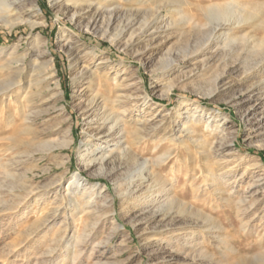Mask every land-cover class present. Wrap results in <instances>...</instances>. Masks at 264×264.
I'll list each match as a JSON object with an SVG mask.
<instances>
[{"label":"rangeland","instance_id":"obj_1","mask_svg":"<svg viewBox=\"0 0 264 264\" xmlns=\"http://www.w3.org/2000/svg\"><path fill=\"white\" fill-rule=\"evenodd\" d=\"M54 1L0 22V264H264L262 168L224 178L220 193L202 185L209 168L221 180L236 165L239 180L246 161L264 165V0H106L76 13ZM90 139L102 163L86 164ZM127 142L141 170L116 168Z\"/></svg>","mask_w":264,"mask_h":264},{"label":"bare ground","instance_id":"obj_2","mask_svg":"<svg viewBox=\"0 0 264 264\" xmlns=\"http://www.w3.org/2000/svg\"><path fill=\"white\" fill-rule=\"evenodd\" d=\"M25 1H28V0H0V22H2V23H4L5 25H8V26H14V25H17V24H19V23H22V22H24L25 20H23L22 19V16L20 15V13H18V11L20 10V7H21V5L22 4H24V2ZM54 1V0H53ZM71 3H72V6H73V9H74V11H75V13L76 12H78L79 10H82V9H84L85 7H87L88 9H89V7H91L94 3L96 4V6H95V10H97L98 9V7H99V9L100 10H102L103 8H105V5H103V4H101L102 3V1H103V3L104 2H106V0H99V1H97V2H95L96 0H69ZM109 1V0H108ZM141 1V0H140ZM185 1V0H184ZM54 2H56V1H54ZM145 2V1H144ZM31 3V2H30ZM142 3V2H141ZM164 6H172V5H174V4H179V3H181V0H164ZM184 3V2H183ZM187 3V2H186ZM35 4V3H34ZM34 4H33V6H34ZM114 6V5H113ZM178 6V5H177ZM67 7V6H66ZM25 8V7H24ZM21 9H22V7H21ZM119 10V6L118 5H115V7H113L111 10L109 9V10H107V12H108V14H109V19H108V24H107V27H106V29L104 30V33H109V31H110V26L113 24V22H114V20H115V14H116V12ZM173 10V9H172ZM24 11V10H23ZM85 11V10H84ZM162 12V11H161ZM27 13V12H26ZM101 13V12H100ZM15 14H17V16L14 18L15 20H11V18H12V16L13 15H15ZM98 14V13H97ZM154 14V13H153ZM159 15H160V13L157 15H155L153 18V21H148V20H146V21H144V23H143V29H142V32H146V29L144 28V27H147V26H149L151 23H154V21H156V19L157 18H159L160 19V17H161V15H160V17H159ZM223 15H224V13H223ZM226 16L227 15H224V18H226ZM101 17V16H100ZM216 17V16H215ZM72 18H73V15H72ZM118 18V17H117ZM134 18V17H133ZM101 20V19H100ZM126 20V19H125ZM132 20V19H131ZM150 20V19H149ZM152 20V19H151ZM158 21V20H157ZM126 23V22H125ZM128 23V22H127ZM126 23V24H127ZM134 23V22H133ZM119 25V24H118ZM223 26V24H219L216 28H219V27H222ZM119 27V31H120V33L121 32H123V30H124V25H122V26H118ZM226 27H228V26H226ZM224 29V28H223ZM215 30V29H214ZM61 32H62V35H67V38L68 39H72V36L70 35V33L68 32V31H66L65 29H62L61 30ZM118 32V31H117ZM215 32V31H214ZM149 33V32H148ZM120 37V36H119ZM62 38V37H61ZM135 39V38H134ZM133 39V40H134ZM69 41V40H68ZM67 41V42H68ZM65 42H66V40H65ZM71 42V41H70ZM68 45H69V47L70 48H72V44H69L68 43ZM127 45V44H126ZM82 46V45H81ZM258 53V52H257ZM260 56L258 57V58H260L258 61H256L257 63H256V66L254 67L255 69H257L258 70V66L261 64V63H263V61H264V39H262V41H261V43H260V51H259V53H258ZM85 57H88L87 59H90L93 63L95 62V58L93 57L94 56V50L93 49H89V51H88V53H85ZM99 59H101L102 60V58H99ZM256 60V59H255ZM261 62V63H260ZM99 65L100 64H95L94 65V67L95 68H98L99 67ZM84 73H86V72H84ZM91 73V72H90ZM114 74H115V77L116 76H118V72H114ZM114 77V76H113ZM119 84V83H118ZM121 85V84H120ZM7 90V89H6ZM5 89H0V97L1 96H4V95H6L7 94V92L8 91H6ZM264 92V91H263ZM96 99L97 98H95L94 96L93 97H91V98H89V100H88V104L86 105V107L85 108H89V107H91V106H93L94 104H95V102H96ZM119 101V100H118ZM19 108H21V107H19ZM126 109V108H125ZM125 109H123V111H125ZM22 110V109H21ZM204 109H200V110H198V107H195V109L193 110V114H192V117L193 116H195V114L197 113V112H199V111H203ZM8 111V110H7ZM106 109H105V107H100L99 108V111H98V120L97 121H95L97 124H100V122L101 121H103L102 122V127L104 128L105 126H106V124H105V122L108 120V118H109V115L106 113ZM205 111V110H204ZM97 112V111H96ZM26 114V113H25ZM203 114V113H202ZM9 116V115H8ZM190 117V116H189ZM7 118V117H6ZM14 120V117H10L9 118V122H12ZM96 120V119H95ZM11 124V123H10ZM116 121L115 122H113L111 125H109V127H107V129H105V130H101L99 133H101L102 134V138H107V137H109V136H112L113 134V132H111V130L116 126ZM9 125V124H8ZM114 131H116V133L118 134L119 133V131L118 130H114ZM131 132V131H130ZM145 136V135H144ZM138 137H139V135H138ZM143 137V136H142ZM101 138V139H102ZM144 138V137H143ZM146 138V137H145ZM137 138L135 137V140H136ZM146 140V139H145ZM107 141V139H105V142ZM138 141H139V139H138ZM143 141V140H142ZM90 142H93V147H91V148H89V149H87L86 151H85V154L87 155V163L86 164H88L89 165V163H94L95 161H98V162H101L102 163V161H103V156H97L96 154L97 153H95V154H93L92 156H90L91 154L90 153H93L94 151H98V150H100V152H103L100 148H98V147H96L97 145H98V143H97V141H93V139H90ZM133 145V143L132 142H127L126 143V147L124 148V146H123V151L121 152V154H120V156H118V158H117V160H116V168H121L122 166H128V167H132V166H135V165H138V169L139 170H141L144 166H145V164H146V162H140L137 158H135L134 157V155H132V154H134V153H132L131 154V147H133L132 146ZM101 146V144H99V147ZM136 156V155H135ZM108 160V159H107ZM224 161V160H223ZM222 161V162H223ZM245 161H246V159H245ZM86 162V161H85ZM84 162V163H85ZM111 163H113V160H110V161H108L107 162V164H111ZM212 167V166H211ZM257 168H262V175H261V177H257V179L255 180V181H257V183L255 184V191H260V193H263L264 192V165L263 164H261L260 162H247L246 161V165H245V167L243 168V171L239 174V178H241V179H239V180H237V177H238V175H237V171H236V165H232V166H228V165H222L221 167H220V170L221 169H224L223 170V176L221 177V180L220 179H217V172H216V169H213V168H209V169H207L206 171H204V179L202 180V185L204 186V189L206 188V186L207 185H211V184H213L215 187L213 188V190L212 191H214V193H220V191L222 190V185L221 184H223V179L224 178H226V177H229V178H232V183H233V185H234V183H236V181H238V182H241L242 181V178H244L245 176H246V174H247V172H250V171H252V170H254V169H257ZM138 171V170H137ZM143 172V171H142ZM145 172V171H144ZM138 173H139V171H138ZM140 174H141V172H140ZM157 176V175H156ZM196 177H198V175H196L195 176V178ZM75 178H76V181H77V183L78 184H80V185H82L83 184V182H82V179L80 178V177H78L77 175H75ZM229 178H226V180L225 181H227V179H229ZM156 180V179H155ZM158 180V179H157ZM157 180H156V182H157ZM165 182V181H164ZM151 187H154V185L153 186H151ZM151 187H149V189L151 188ZM169 189V188H168ZM163 190V189H162ZM199 190V189H198ZM200 191V190H199ZM151 192V191H150ZM155 192H161V190L159 191V190H153L152 192H151V194L152 193H155ZM145 194V193H144ZM216 195V194H215ZM166 197H167V195H166ZM165 197V198H166ZM244 199V198H243ZM243 199H242V201H243ZM257 200V199H256ZM174 201V199H172L170 196H168L164 201H158L159 203V205H160V208H158L157 209V212H159L160 213V215H161V218L162 219H164V218H166V217H168V216H171L172 215V210H174L173 209V203H175V202H173ZM241 201V202H242ZM252 202H253V200H252ZM255 202V201H254ZM244 203V202H243ZM175 205V204H174ZM181 205V204H180ZM250 205H252V204H250ZM183 206V205H182ZM247 206H249V205H247ZM159 207V206H158ZM178 207H179V205H178ZM176 208V207H175ZM244 208V207H243ZM242 208V209H243ZM249 208V207H248ZM247 208V209H248ZM251 208V207H250ZM184 207L182 208L181 206L178 208V210L177 211H175V212H177V216L178 215H180V214H182L183 212L184 213H186L184 210ZM182 210H183V212H182ZM187 210V209H186ZM189 211V210H188ZM187 211V212H188ZM244 211V210H243ZM242 211V212H243ZM156 212V213H157ZM191 212V211H190ZM155 213V212H154ZM175 214V213H174ZM188 214V213H187ZM195 216L196 215H198V214H194ZM256 215V214H255ZM186 216V215H185ZM261 216L262 217H264V210H263V212H262V214H261ZM175 217V216H174ZM189 218H191V220L192 221H190V219H189V223L188 224H194V223H197L198 222V217L197 218H194L193 217V214H189V216H188ZM194 219H193V218ZM202 218H204V217H202ZM200 220H202L203 221V219H200ZM205 220V219H204ZM188 221V220H187ZM209 221V220H208ZM201 222V221H200ZM185 223H187L186 221L184 222V224ZM205 224H206V220H205V222H204ZM168 225V224H167ZM209 225V224H208ZM212 225V224H211ZM203 226H204V224H203ZM204 227H207V226H204ZM209 229V228H208ZM264 231V230H263ZM254 232V231H253ZM187 235V236H186ZM180 236H186V237H188V234L187 233H185L183 230H181V229H175V230H171V234H169V237L170 238H180ZM263 260H264V258H263ZM260 262H261V259H260ZM260 262H258V263H260ZM247 263V262H246ZM257 264V263H256Z\"/></svg>","mask_w":264,"mask_h":264}]
</instances>
